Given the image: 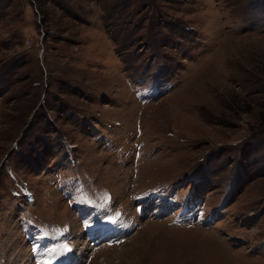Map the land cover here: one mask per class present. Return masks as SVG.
<instances>
[{"label":"rangeland","instance_id":"rangeland-1","mask_svg":"<svg viewBox=\"0 0 264 264\" xmlns=\"http://www.w3.org/2000/svg\"><path fill=\"white\" fill-rule=\"evenodd\" d=\"M0 264H264V0H0Z\"/></svg>","mask_w":264,"mask_h":264}]
</instances>
